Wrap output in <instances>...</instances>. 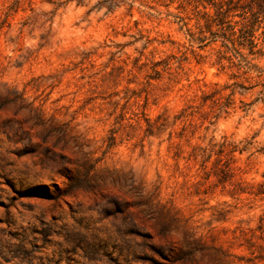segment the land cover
Segmentation results:
<instances>
[{
    "label": "clouds",
    "instance_id": "obj_1",
    "mask_svg": "<svg viewBox=\"0 0 264 264\" xmlns=\"http://www.w3.org/2000/svg\"><path fill=\"white\" fill-rule=\"evenodd\" d=\"M0 264H264V0H0Z\"/></svg>",
    "mask_w": 264,
    "mask_h": 264
}]
</instances>
